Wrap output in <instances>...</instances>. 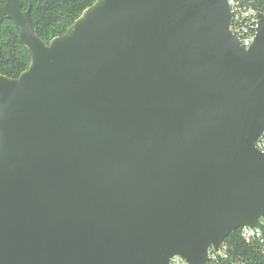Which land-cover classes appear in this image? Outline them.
Wrapping results in <instances>:
<instances>
[{
	"label": "water",
	"instance_id": "95a60500",
	"mask_svg": "<svg viewBox=\"0 0 264 264\" xmlns=\"http://www.w3.org/2000/svg\"><path fill=\"white\" fill-rule=\"evenodd\" d=\"M0 74V264H205L261 228L264 15L244 48L226 0H95Z\"/></svg>",
	"mask_w": 264,
	"mask_h": 264
},
{
	"label": "trees",
	"instance_id": "16d2710c",
	"mask_svg": "<svg viewBox=\"0 0 264 264\" xmlns=\"http://www.w3.org/2000/svg\"><path fill=\"white\" fill-rule=\"evenodd\" d=\"M6 0H0V74L16 78L30 63L26 48L19 43V29L2 14ZM23 10L30 8L32 26L47 45L61 36L81 13L95 0H19ZM224 243L232 261L247 264H264V253L257 245L245 244L238 232L230 234ZM227 264H230L228 261Z\"/></svg>",
	"mask_w": 264,
	"mask_h": 264
},
{
	"label": "built area",
	"instance_id": "2783aa9c",
	"mask_svg": "<svg viewBox=\"0 0 264 264\" xmlns=\"http://www.w3.org/2000/svg\"><path fill=\"white\" fill-rule=\"evenodd\" d=\"M231 13L230 30L244 48L253 43L259 27V15H264V0H226ZM255 148L264 154V132L255 142ZM261 228L243 227L237 231L239 238L247 245H257L264 253V216L259 219ZM247 264L232 261L228 246L223 242L214 251L208 250L205 264ZM168 264H187L181 257L174 256Z\"/></svg>",
	"mask_w": 264,
	"mask_h": 264
}]
</instances>
